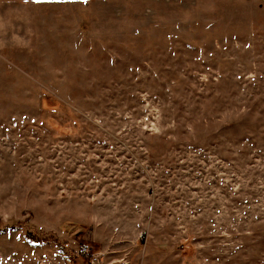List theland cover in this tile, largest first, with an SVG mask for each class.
Masks as SVG:
<instances>
[{
	"label": "rangeland",
	"instance_id": "obj_1",
	"mask_svg": "<svg viewBox=\"0 0 264 264\" xmlns=\"http://www.w3.org/2000/svg\"><path fill=\"white\" fill-rule=\"evenodd\" d=\"M1 2L0 264H264V0Z\"/></svg>",
	"mask_w": 264,
	"mask_h": 264
},
{
	"label": "crops",
	"instance_id": "obj_2",
	"mask_svg": "<svg viewBox=\"0 0 264 264\" xmlns=\"http://www.w3.org/2000/svg\"><path fill=\"white\" fill-rule=\"evenodd\" d=\"M19 1L22 2V3H28V4H32L34 6H39L40 7V6L50 5V4L53 5V4H56V3H61V2L66 1V0H19ZM114 1H135V0H114ZM1 4H2V2L0 3V5ZM2 5L5 6V5H10V4L9 3H7V4L3 3ZM2 18L3 19H1V23L2 24L0 25V29L2 31L3 30L5 31V29L8 28L5 24H6V22H8L10 16H9V14L8 15L6 14V15H3ZM14 18H16V19H14ZM11 21L24 22L25 20H24V16L17 14L15 16L11 17ZM16 27H17V30H18V26H16ZM1 37L4 38V35L1 36ZM5 47H6L5 42H1L0 48L3 49Z\"/></svg>",
	"mask_w": 264,
	"mask_h": 264
},
{
	"label": "trees",
	"instance_id": "obj_3",
	"mask_svg": "<svg viewBox=\"0 0 264 264\" xmlns=\"http://www.w3.org/2000/svg\"><path fill=\"white\" fill-rule=\"evenodd\" d=\"M6 227L18 228V226H16L15 224H13V225H6ZM69 254H70V257H72L74 259L76 258L73 252H69Z\"/></svg>",
	"mask_w": 264,
	"mask_h": 264
}]
</instances>
